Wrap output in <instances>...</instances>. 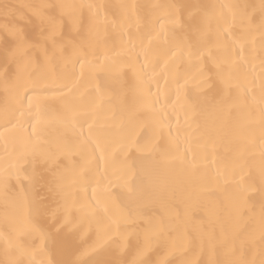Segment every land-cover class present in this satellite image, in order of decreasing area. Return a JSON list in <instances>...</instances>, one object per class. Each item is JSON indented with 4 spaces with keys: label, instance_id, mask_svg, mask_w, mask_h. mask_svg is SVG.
<instances>
[{
    "label": "bare ground",
    "instance_id": "1",
    "mask_svg": "<svg viewBox=\"0 0 264 264\" xmlns=\"http://www.w3.org/2000/svg\"><path fill=\"white\" fill-rule=\"evenodd\" d=\"M5 3L17 6L48 3L238 6L223 9L227 23L221 21V25L239 35L246 30L247 17L254 14L259 20L261 0H0V5ZM21 11L28 10L21 8ZM220 11L216 9L217 14ZM104 15L102 10L101 22ZM160 15L172 18L155 24L151 37L143 40V46L152 49L150 61L158 64L150 91L134 70L130 61H135V54L129 53L126 44L130 28L138 37L136 52L140 53L139 37L145 32L146 21L136 15L130 22L127 17L121 21L125 33L123 44L113 27L104 23L98 35L93 34L98 55L90 56L91 64L83 69L76 65V72L84 81L78 97L90 114L94 137L110 136L129 120L137 125L124 151H120L119 145L105 150L102 144L97 151V157L103 154L99 173L87 192L78 181L85 165L79 147L80 128L63 122L58 97L47 99V115H42L39 122L31 121L35 125L31 138L18 127L6 131L0 126V218L5 209L4 170L11 169L13 173L8 181V195L12 197L25 186L24 177L33 169L46 177L56 169L66 178L68 196L66 201L58 197L57 207L73 224L84 222L77 234L78 242L83 243L82 251L112 240L125 244L130 235L150 223H167L177 218L194 235L195 229L217 212L231 227L240 231L255 230L258 238L259 207L253 221L245 188L248 177L258 180L264 169V139L259 129L260 107L264 106L260 104L264 84L260 34L253 29L255 51L242 69L234 66L242 87L237 88L235 80L227 75L223 79L215 78L209 85L204 81L214 74V68L208 71L211 62L193 67L194 61L187 54L193 38L187 28L188 10H163ZM108 19L112 17L109 15ZM215 30L213 21L210 33L213 40ZM63 31L67 39L68 28ZM181 51L185 52L183 57ZM140 61L144 62L143 54ZM14 85L15 78L5 84L0 69V125L4 123L5 107L15 103ZM245 89L249 90L247 95ZM24 128L32 132L29 124H24ZM145 129L150 130L149 136L137 145ZM152 129H155L154 136ZM84 132H88L87 124ZM46 191L41 189L40 194ZM92 204L101 211L107 210L116 221L110 225V234L106 235L90 222L89 217L95 212ZM108 226L106 222L103 228L106 230ZM121 230H124L123 239ZM12 258L11 254L5 255V243L0 240V262L7 264ZM19 258L28 264L33 256ZM50 258L35 257L37 264L41 259ZM122 258L130 261L133 256L125 254ZM152 258L160 264L168 260L180 264L183 259L174 249H161ZM201 258L207 259V256L196 257ZM81 259L86 260L88 256L83 255Z\"/></svg>",
    "mask_w": 264,
    "mask_h": 264
},
{
    "label": "snow or ice",
    "instance_id": "2",
    "mask_svg": "<svg viewBox=\"0 0 264 264\" xmlns=\"http://www.w3.org/2000/svg\"><path fill=\"white\" fill-rule=\"evenodd\" d=\"M232 7L238 6L93 3L0 5V69L3 70L6 85L15 78V103L11 107H5L4 123L0 126L6 131L18 127L31 138L35 131V125L31 121L35 119L39 122L42 115H47V99L58 97L63 122L80 128L79 147L85 165L78 181L79 186L87 192L99 173V161L103 154L97 157V151L102 144L105 150L119 145L120 151H124L137 127L129 120L122 123L110 136L94 137L93 125L89 123L90 114L78 97L84 81L76 72V65L83 69L85 65L91 64L90 56L98 55L93 34L98 35L99 29L106 23L113 27L123 44L125 33L122 19L127 17L130 22L133 15L144 19L145 32L139 37L140 53L136 52L138 37L130 28L126 44L129 53L135 54V61H130L134 70L140 74L150 91L158 64L150 61L152 49L144 47L143 40L151 37L155 24L172 18L171 15H160L161 11L188 10L187 28L193 38L187 54L194 61L193 67L210 61L208 71L212 72L213 68L215 71L204 81L205 84L211 85L215 78L223 79L227 75L240 88V76L234 66L238 65L242 69L255 51L256 41L251 38L253 29L260 34L259 49L264 67V0H261L259 6V20L254 14L247 17L246 30L239 35L221 25V21L227 23L223 9ZM21 8L28 11L23 12ZM217 8L221 10L219 14L216 12ZM85 10L88 15H85ZM102 10L105 13L103 22ZM109 15L111 20L108 19ZM213 21L216 22L215 40L210 35ZM65 27L68 28L67 39L63 31ZM141 54L144 56L143 63L140 61ZM172 54L175 55V52ZM184 55L185 52L181 51L180 56ZM135 65L139 67L135 68ZM248 91L245 89V95ZM260 104L264 105V84L261 87ZM26 123L32 132L24 128ZM86 124L87 134L84 132ZM259 129L261 139H264V106L260 107ZM149 131L145 129L137 140V145L149 136ZM151 134L155 135V129L151 130ZM12 174L11 169L4 170L2 174L5 209L0 218V240L5 243V255L13 256L7 264H24V260L19 257L28 255L33 256L28 264H37L35 257L46 255L51 258L41 259L39 264H160L152 257L161 249H174L183 257L180 264H264V169L258 180L256 177H248L245 188L253 221L257 216V206L259 207L258 238L255 230L240 231L231 227L222 214L217 212L214 217L210 216L199 225L194 235L177 218L167 223L152 222L142 231L130 235L125 244H121L120 240H112L83 251V243L77 240V234L83 228V220L79 224H73L57 207L58 197L65 201L68 199L65 176L53 169V174L46 177L33 169L24 177L27 182L25 186L9 197L8 181ZM41 189H46V193L40 194ZM91 207L95 212L89 217L90 222L95 223L106 235L110 234V225L116 221L108 215L107 210L101 211L95 204ZM106 222L109 226L105 230L103 226ZM120 237L124 238V230L120 231ZM125 254H131L133 258L130 261L122 258ZM83 255H87L88 259H81ZM197 256H207V259H196ZM163 264L173 262L168 260Z\"/></svg>",
    "mask_w": 264,
    "mask_h": 264
}]
</instances>
